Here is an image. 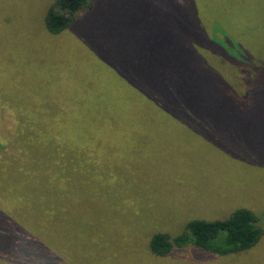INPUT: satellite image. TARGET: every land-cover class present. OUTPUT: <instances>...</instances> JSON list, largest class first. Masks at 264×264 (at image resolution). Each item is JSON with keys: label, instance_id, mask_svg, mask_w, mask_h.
<instances>
[{"label": "trees", "instance_id": "16d2710c", "mask_svg": "<svg viewBox=\"0 0 264 264\" xmlns=\"http://www.w3.org/2000/svg\"><path fill=\"white\" fill-rule=\"evenodd\" d=\"M97 1L56 0L44 18L35 13L29 24L23 22L25 7L20 11L0 9V33L10 34L5 39L7 46H0V221H17L18 225L8 229L0 225V264H16L11 260L17 261L18 253L25 252V242L42 240L26 221L37 226L36 218L52 225L54 213L49 209H56L60 186L71 192L74 189L76 208L86 209L91 204L84 195L85 187L93 182L121 185L120 176L99 172L107 145L131 141L147 126L183 125L192 110L219 105L250 113L258 103L264 105L260 83L264 47L254 43L242 47L224 32L220 39L204 22L202 28L192 27L198 19L178 15L179 6L192 4L191 0H144L142 25L150 22L162 27V17L171 16L165 23V28H171H157L153 40L145 29L140 45L133 37L124 38L123 23H118L111 35L97 41L98 54L85 46L62 52L67 49L66 39L78 33ZM208 55L237 68L245 85L242 93L224 78L229 98H219L224 97L218 93L222 78ZM96 197L99 199L93 198L90 208H106V199ZM23 222L27 230L21 227ZM115 227L107 221L97 240L108 241L103 228L117 237ZM53 234L52 230L49 237ZM263 236L253 211L234 208L226 219L197 218L180 235L155 231L146 244L142 242L158 258L189 245L217 256H231L250 251ZM51 259L49 264H54Z\"/></svg>", "mask_w": 264, "mask_h": 264}, {"label": "rangeland", "instance_id": "374dc122", "mask_svg": "<svg viewBox=\"0 0 264 264\" xmlns=\"http://www.w3.org/2000/svg\"><path fill=\"white\" fill-rule=\"evenodd\" d=\"M55 1L13 0L9 5L10 0H0V9L20 11L25 7L23 22L28 23L35 13L44 18ZM191 1L192 4L179 6L178 15L190 14L198 19L192 27L202 28L204 22L207 30L216 32L220 39L224 32L241 42L242 47L252 43L264 47V0ZM142 3L144 0H98L94 11L76 30L78 33L66 39L67 49L62 52L68 47L76 50L85 46L98 54L97 41L111 35L118 23H123L124 38L133 37L139 45L144 38L143 29L153 40L154 30L157 33V28H171H165V23L171 21L168 14L162 17V27L150 22L142 25L146 8ZM8 35L0 33V46H7ZM23 35L28 38L29 34L23 32ZM207 57L222 78L218 93L224 97L220 99L229 98L224 78L239 93L244 91L245 85L236 67L215 56ZM260 83L264 87V78ZM254 107L250 113L219 105L192 110L183 125L169 122L166 126H147L131 141L107 145L108 154L102 156L105 160L101 158L99 172L120 176L121 185L93 182L84 189L91 205H94L93 198L99 199L98 195L106 199L107 207L97 210L90 205L77 209L74 189L71 192L60 186L56 209H49L54 213L52 225L36 218L37 226L31 220L26 221L38 230L43 242H25V252L18 253L17 261H11L49 264L52 258L54 264H264V236L250 251L231 256H217L189 245L158 258L143 245L155 231L175 237L184 232L191 220L226 219L234 208L253 211L264 230V105L258 103ZM107 221L116 225L113 233L117 237L103 228L109 239L98 241L99 231ZM16 222L0 221V225L8 229L12 225L18 227ZM21 227H26L25 222ZM52 230L54 234L50 238Z\"/></svg>", "mask_w": 264, "mask_h": 264}]
</instances>
